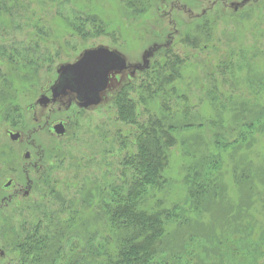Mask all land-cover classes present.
Instances as JSON below:
<instances>
[{
  "label": "rangeland",
  "instance_id": "obj_1",
  "mask_svg": "<svg viewBox=\"0 0 264 264\" xmlns=\"http://www.w3.org/2000/svg\"><path fill=\"white\" fill-rule=\"evenodd\" d=\"M100 47L122 56L128 70L110 75L97 106L83 108L70 95L38 105L60 66ZM172 54L183 61L169 86L175 93L152 98L142 82L166 75ZM129 84L145 93L140 102L127 93L141 124L162 114L178 122L184 109L196 121L172 132L167 183L150 190L144 207L184 205V170L194 155L219 156L217 190L198 211L180 207L168 255L188 264H264V0H158L141 15L125 0H0V264H37L23 258V242L58 238L69 220L70 229L60 230L66 242L56 245L62 258L48 254L40 264H68L72 247L116 242L99 205L102 191L120 182L125 156L137 153V128L118 120L114 105ZM244 106L262 111L261 124L231 146L245 131L235 127V109L241 115ZM216 135L229 145L214 146Z\"/></svg>",
  "mask_w": 264,
  "mask_h": 264
},
{
  "label": "trees",
  "instance_id": "obj_2",
  "mask_svg": "<svg viewBox=\"0 0 264 264\" xmlns=\"http://www.w3.org/2000/svg\"><path fill=\"white\" fill-rule=\"evenodd\" d=\"M157 1L125 0L127 7L137 15L146 12ZM164 62L166 61L164 60ZM165 64H167L166 67H169L166 75L155 76L154 81L142 82L143 92L151 94L152 98L161 94L162 99H165L168 94V99H170V95L175 93V88L169 86L181 75L183 61L172 54L170 61ZM129 90L132 92L134 90L139 95L136 99L138 102L145 94H142L141 91V93L137 92V89L135 91L133 84H129L126 89L116 93L114 105L118 112V120H123L128 125H134L137 128L134 137L137 153L125 156L120 182L112 183L109 188L102 191L104 199L99 205L106 223V230L114 236L116 242L112 245L108 243L109 239L107 238L102 239L97 246H93L91 249L75 250L72 247L70 252L71 255L74 252V255L67 261L68 264H188L183 260L184 255L178 253L176 256L168 255V253L171 254L166 244L167 238L171 235V232L168 231L171 228L170 223L180 224L178 212L182 206H188V210L192 211L200 210L201 204L218 188L219 181L216 180L213 173L217 171L219 156L216 157L215 154L199 155L200 159L197 160L196 158L199 156L194 155L196 158L184 170L185 204H174L166 208L164 204L156 201L153 209L144 207L146 197L153 190H162L167 183L164 172L168 163L167 151L175 142L172 132L179 126L178 123L183 124L181 126L184 129H194L196 121L192 116L187 118L184 109V115L180 114L182 116L178 118V122L170 120L168 116L165 117L162 114L161 116H151L146 123L141 124L138 120L137 104L127 95ZM166 102L160 103V105L168 113L169 110L165 108ZM235 112L238 117L235 127L242 129L241 131L245 129V131L233 140L231 146L238 142L243 144L246 141L244 133L251 135L253 127L261 124L262 117V111H253V108L244 109L241 111V113L243 112L241 115L236 109ZM247 113H249L251 121L245 124L244 116ZM191 118H193L192 121ZM218 138H222V135L215 136L213 144L216 147L223 144V139L220 141ZM201 144H204V141ZM223 145L226 147L229 144ZM194 153L196 154V152ZM69 221L66 226L60 225L61 231L70 229L72 223ZM60 230L58 238L36 237V234L27 237L22 244L23 258L37 264L44 262V259L50 254L56 255V258L59 259L65 252L63 248H56V245L66 242Z\"/></svg>",
  "mask_w": 264,
  "mask_h": 264
},
{
  "label": "water",
  "instance_id": "obj_3",
  "mask_svg": "<svg viewBox=\"0 0 264 264\" xmlns=\"http://www.w3.org/2000/svg\"><path fill=\"white\" fill-rule=\"evenodd\" d=\"M126 69L125 60L117 53L106 48L85 51L74 63L60 67L58 82L51 92L53 99L67 91L76 95L80 106L87 108L97 106L101 102V94L106 90L109 75ZM47 98L42 97L40 104H46ZM54 131L61 134L64 129L61 124L54 126ZM18 134H12L16 140Z\"/></svg>",
  "mask_w": 264,
  "mask_h": 264
},
{
  "label": "flooded vegetation",
  "instance_id": "obj_4",
  "mask_svg": "<svg viewBox=\"0 0 264 264\" xmlns=\"http://www.w3.org/2000/svg\"><path fill=\"white\" fill-rule=\"evenodd\" d=\"M171 5V4H170ZM180 6L182 7L183 6V4H180ZM183 7H185V6H183ZM173 23H175V21L173 22ZM177 31H173V33L172 34H170L171 35V37L173 36V35H177ZM169 35V36H170ZM122 57V56H121ZM123 58V57H122ZM124 59V58H123ZM125 60V59H124ZM125 63H126V61H125ZM72 64H74V63H72ZM68 65V64H67ZM62 66H65V65H62ZM62 66H60V67H62ZM60 67H59V69H60ZM58 69V70H59ZM126 70H128V66H127V64H126V69H124V70H122V71H119V72H112V73H116V74H122L123 72H126ZM111 73V74H112ZM110 74V75H111ZM110 75H109V80H110ZM59 76H60V74L58 73V80H59ZM58 80H57V82H58ZM56 82V83H57ZM55 83V84H56ZM54 84V85H55ZM108 84H109V81H108ZM108 84H107V87H108ZM107 89V88H106ZM52 90V89H51ZM68 95H70V96H74L75 97V100H76V102H77V104L78 105H80V103L77 101V99H76V95L75 94H73V93H70V92H68L67 91V93L66 94H61V95H59L56 99H53V97H52V92H51V94H50V97L49 96H44V97H46L47 98V103L44 105V104H40L39 103V100L43 97V96H41L40 98H39V100H38V105H40V106H48V105H50V104H52L53 103V101H55V100H57V99H59L60 97H63V96H68ZM0 105H3V107H5V105H6V101H0ZM56 126V125H55ZM63 126V125H62ZM65 127L63 126V129H64ZM54 130V129H53ZM9 134V137L11 138V135H12V133H8ZM25 158L26 159H28V158H30V154H29V152H27L26 154H25ZM11 181H8V182H6L5 183V187H10L11 186ZM6 199H4L3 201H5Z\"/></svg>",
  "mask_w": 264,
  "mask_h": 264
}]
</instances>
